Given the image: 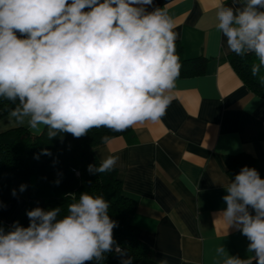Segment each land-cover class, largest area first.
<instances>
[{"label": "clouds", "instance_id": "9594fccd", "mask_svg": "<svg viewBox=\"0 0 264 264\" xmlns=\"http://www.w3.org/2000/svg\"><path fill=\"white\" fill-rule=\"evenodd\" d=\"M151 5L153 0H0V97L18 101L8 123L0 120V131L26 125L43 135L46 128L51 140L58 133L80 138L93 128L122 132L158 122L171 102L182 64L173 18L165 8L148 11L145 6ZM261 9L264 0H246L236 11L220 3L216 10V28L228 49L238 56L250 53L258 61L251 65L252 76L264 68ZM109 141V136L102 137V142ZM40 155L52 153L44 149L34 158ZM118 161L109 155L87 170L111 172ZM224 187L226 208L219 218L247 237V251L254 256H227L220 247L217 253L226 256L222 264H264V179L244 166ZM26 188L21 184L19 191ZM12 195L17 196L16 189ZM109 206L102 195L85 192L60 219V208L27 211L28 227L18 221L10 231L0 227V264L103 260L116 244L113 229L118 227Z\"/></svg>", "mask_w": 264, "mask_h": 264}, {"label": "crops", "instance_id": "0c3cea01", "mask_svg": "<svg viewBox=\"0 0 264 264\" xmlns=\"http://www.w3.org/2000/svg\"><path fill=\"white\" fill-rule=\"evenodd\" d=\"M245 2L153 0L145 6L168 11L184 56H204L205 71L178 78L165 115L132 127V141L114 137L93 151L99 161L119 157L115 169L122 191L136 202L132 223L156 264H222L226 256L217 253L220 247L227 256H254L247 251V237L219 218L226 208L224 185L231 181L227 156L248 153L264 159V98L252 93L233 70L226 38L216 28L218 4L236 11ZM7 116L0 118L5 124ZM21 184L27 185L22 193ZM13 189L17 196L0 210L5 224L27 201L29 178L14 176Z\"/></svg>", "mask_w": 264, "mask_h": 264}, {"label": "trees", "instance_id": "16d2710c", "mask_svg": "<svg viewBox=\"0 0 264 264\" xmlns=\"http://www.w3.org/2000/svg\"><path fill=\"white\" fill-rule=\"evenodd\" d=\"M176 51L182 67L179 78L202 75L206 68L207 59L204 56L186 58L183 47L176 42ZM228 62L255 95L264 98V68L258 76L251 75V65L258 62L254 55L238 56L231 52ZM18 105L0 97V118ZM103 136L110 139L118 136L132 141L134 132L132 127L114 132L108 128L91 129L85 136L75 138L68 133H58L56 138L44 134H32L25 127H14L0 132V210L12 196V178L25 176L30 180V191L27 201L10 224L0 220V227L5 231L12 230L14 222L23 227L29 226L27 211L40 207L45 211L60 208L57 219L68 214V205L79 200L82 193L93 196L102 195L109 202V216L118 222L113 229V238L116 244L112 251L104 253L101 261L93 260L86 264H122L123 260L130 264H156L152 259L151 249L138 237V227L132 223V216L136 210L134 199L124 195L121 181L114 169L111 172L90 174L89 164L99 166L100 162L94 156V149L104 145ZM47 149L51 156L36 154ZM55 161V164H54ZM255 168L264 179V159H258L248 153H238L227 156L226 173L232 180L242 167ZM59 180V184L54 183ZM119 246L120 253L116 252Z\"/></svg>", "mask_w": 264, "mask_h": 264}]
</instances>
